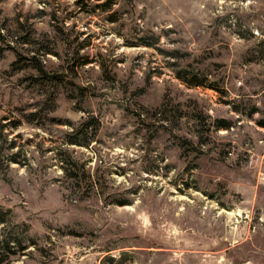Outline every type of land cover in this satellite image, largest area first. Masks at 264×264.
I'll return each mask as SVG.
<instances>
[{"label":"rangeland","instance_id":"obj_1","mask_svg":"<svg viewBox=\"0 0 264 264\" xmlns=\"http://www.w3.org/2000/svg\"><path fill=\"white\" fill-rule=\"evenodd\" d=\"M89 6L0 0V264H264V0Z\"/></svg>","mask_w":264,"mask_h":264},{"label":"trees","instance_id":"obj_2","mask_svg":"<svg viewBox=\"0 0 264 264\" xmlns=\"http://www.w3.org/2000/svg\"><path fill=\"white\" fill-rule=\"evenodd\" d=\"M75 4L78 5L79 7H83V6H89L90 9H92L91 11L94 12L95 10H99L100 12H109L113 5L115 4V0H74ZM113 21V19H111ZM1 36V33H0ZM31 39H28V42ZM264 42V41H262ZM143 45H150L148 43H142ZM264 44V43H263ZM39 65V64H38ZM37 65V66H38ZM36 69L41 72V73H45L44 69L42 68V66H35ZM186 70H179L176 71V77L179 78L180 80H182L183 82H185L188 85H192V86H205L214 90H218L219 92H223L222 90H219V87L217 86V84L214 83H206V79H204V77H198L196 74H192L191 76L187 77L185 75ZM56 77V76H55ZM49 77H47L46 79H48ZM254 108H251V111ZM235 111H240L238 107H234ZM241 112V111H240ZM33 117L36 116L37 118H43L44 115L42 113H32L30 115V117H28V119L32 120ZM53 120V119H50ZM68 123L70 125L71 122L68 121ZM258 124L262 127H264V119H261L258 121ZM100 125V121L97 117L94 116H90L88 118H86L85 120H82L81 122H79L77 125L72 126L71 130L66 132L64 135V143L67 144H75V145H80V146H88V144L94 139L96 132L98 130V127ZM214 125L216 128H228L230 124H228L226 121L221 120V119H215L214 120ZM3 124L0 123V136L2 133V129H3ZM14 147V142H9L7 148H13ZM3 146L0 145V166L2 163H19V164H23L24 162H22L21 160L17 159L16 155L18 154V152H14L11 154H5L3 152ZM71 158L67 159V156H65V158H62L61 161L64 164H71L72 166H76L78 167L77 163L73 161H71ZM63 170L66 172L68 177H76V175H78V169H76L74 167V169L68 168L67 166H62ZM117 204H124L123 201H116ZM0 221H5L4 220V216H3V212L0 211ZM5 243H8V241H5ZM7 246V244H6ZM9 247V246H8ZM10 248V247H9Z\"/></svg>","mask_w":264,"mask_h":264}]
</instances>
